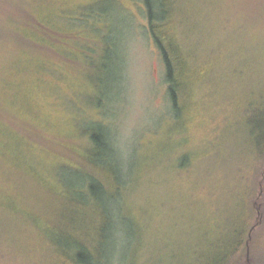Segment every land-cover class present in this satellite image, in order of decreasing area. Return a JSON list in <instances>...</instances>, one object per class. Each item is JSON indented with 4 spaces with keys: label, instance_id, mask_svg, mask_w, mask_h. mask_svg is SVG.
I'll return each instance as SVG.
<instances>
[{
    "label": "rangeland",
    "instance_id": "obj_1",
    "mask_svg": "<svg viewBox=\"0 0 264 264\" xmlns=\"http://www.w3.org/2000/svg\"><path fill=\"white\" fill-rule=\"evenodd\" d=\"M230 5L211 14L199 6L195 11L207 21L214 16L215 38L234 43L229 56L239 57L244 41H253L254 35L264 40V0ZM26 6L29 17L19 15L13 32L21 31L33 43L21 46L4 69L0 104L7 116L50 137L51 143L35 141L0 121V161L19 177L59 193L45 199L53 211V264L63 259L61 251L75 250L66 242L75 243L81 238L77 230H85V193L94 202L84 177L101 176L90 149L95 131L109 135L112 158L128 180L107 264H154L170 246L180 254L202 247L211 236L207 225L233 213V198L244 194L245 187L238 184L245 174L243 134L239 147L225 155L220 149L199 155L203 121L171 112L165 65L149 31L144 0H26ZM228 18L231 23H225ZM7 34L2 31L0 41H11ZM191 43L201 50V41ZM185 157L189 167L178 170L176 161ZM219 160L228 168L219 171ZM22 184L0 182V207L17 219L31 214L50 232L28 204L36 200L35 189ZM196 189L197 200L191 196ZM211 191L215 211L205 209L202 213L209 217L197 218L206 224L201 230L191 217L199 213L201 200L209 206ZM0 236L3 252L13 239Z\"/></svg>",
    "mask_w": 264,
    "mask_h": 264
},
{
    "label": "trees",
    "instance_id": "obj_2",
    "mask_svg": "<svg viewBox=\"0 0 264 264\" xmlns=\"http://www.w3.org/2000/svg\"><path fill=\"white\" fill-rule=\"evenodd\" d=\"M144 1L149 31L165 65L171 112L178 118L192 119L195 116L200 122L203 121V129H199V136L203 138L199 155L209 154L215 149H220L218 153L225 155L233 146L239 147L238 137L241 138L242 134L244 137L242 172L245 174L240 179L242 183H238V180L236 183L245 187V191L243 195L233 198L237 208L227 216L217 220L214 218L212 224L207 225L211 236L203 241L202 247L180 254L176 246H170L168 253H163L158 260L156 258L154 264H264V40L260 41L254 35L253 41L241 44V47H245L242 56L231 57L229 53L234 43L215 38L214 16L207 21L206 15L195 11L199 6L211 14L215 8L231 6L234 0ZM29 14L26 0H0V33L6 30V37L11 40L0 41V45H6V48H0V77L5 75L4 69L15 52L32 42L25 41L21 31L13 32L19 19L26 20ZM231 20L228 18L225 23H231ZM191 41H201L199 52L197 45ZM234 89L237 91L232 93ZM6 113L8 111L0 104L1 122H9L20 133L35 141L51 143L50 137L24 127L21 120L10 118ZM91 139L93 145L90 149L101 176L90 174L84 177L94 202L85 193V208L82 205L85 219H88L85 230H77L81 238H76L75 243L66 242L68 248L73 246L75 250L69 253L61 251L63 259L60 258L59 264H107L113 247L120 216L117 209L126 196L128 180L121 165L115 164L112 158L109 135L95 131ZM212 144L216 146L209 150L208 146ZM188 160V157L179 158L176 161L178 170L189 167ZM218 162L219 171L229 166L227 162ZM10 168L6 161H0V182L17 187L23 183L22 186L34 188L36 200L28 204L51 230L49 232L43 228L31 214L17 219L0 207V235L7 234L13 239L12 244L8 243L0 252V261L6 264H53L57 260L52 234L54 227L50 220L53 211L45 199H52L59 193L19 177V173L10 172ZM211 193L207 199L209 206H204L201 200L199 213L190 216L201 230L206 224L203 219L197 218L209 217L202 213L205 209H210V214L215 211L212 201L215 195ZM191 196L197 200V189L191 192ZM48 203L53 208L54 203ZM89 203L95 204L88 206ZM202 240L203 237L199 242ZM1 245L4 243L0 242Z\"/></svg>",
    "mask_w": 264,
    "mask_h": 264
}]
</instances>
